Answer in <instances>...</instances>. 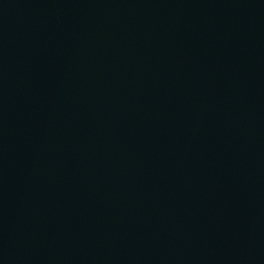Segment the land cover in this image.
<instances>
[{
	"label": "water",
	"instance_id": "obj_1",
	"mask_svg": "<svg viewBox=\"0 0 264 264\" xmlns=\"http://www.w3.org/2000/svg\"><path fill=\"white\" fill-rule=\"evenodd\" d=\"M0 264H264V0H0Z\"/></svg>",
	"mask_w": 264,
	"mask_h": 264
}]
</instances>
